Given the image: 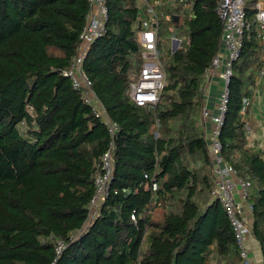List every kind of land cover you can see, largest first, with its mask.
Here are the masks:
<instances>
[{"label":"trees","instance_id":"16d2710c","mask_svg":"<svg viewBox=\"0 0 264 264\" xmlns=\"http://www.w3.org/2000/svg\"><path fill=\"white\" fill-rule=\"evenodd\" d=\"M218 2L193 0L195 16L182 30L189 43L167 60L168 84L151 109L128 94L141 62L136 0H107V31L83 68L119 130L109 193L86 225L111 137L62 71L76 53L88 0H0V264H209L212 247L226 258L233 250L242 264L211 196L199 122L202 76L222 35ZM255 2L244 0L248 26L219 139L224 158L251 182L252 234L264 262V158L247 147L243 111L260 60ZM59 240L66 247L57 257Z\"/></svg>","mask_w":264,"mask_h":264},{"label":"built area","instance_id":"2783aa9c","mask_svg":"<svg viewBox=\"0 0 264 264\" xmlns=\"http://www.w3.org/2000/svg\"><path fill=\"white\" fill-rule=\"evenodd\" d=\"M136 3L138 15L133 29L138 35L141 46V62H136L131 73L128 94L130 100L135 104L154 109L160 102L168 84L167 60L171 54L187 43V35L182 30L186 28L187 21L195 16L193 0H136ZM88 4L89 9L79 35L76 53L71 64L62 71L64 76L70 78L73 87L81 91L83 101L90 107L91 113L106 126L111 137L109 148L99 158L95 173L96 190L88 205L86 225L99 214L100 207L109 193L114 174V138L119 130L118 123L108 114L83 68L91 46L105 35L108 21L107 0H88ZM255 7L258 36L264 49V0H256ZM216 12L222 23L220 45L202 76L203 83L205 77L214 70L220 69L219 76L223 81L217 112L210 117L213 128L211 140L209 144L207 143L214 178L211 196L221 203L225 211L242 264H253L246 244L247 238L252 235V224L244 217L245 208L250 212L253 210V206L249 202L251 182L239 176L224 158L222 143L219 139L227 108L228 85L233 73V64L239 57L244 39V29L248 26L244 12V0H219ZM171 18L179 22V25H169L171 36L169 44L166 45L167 38L163 35L161 22ZM162 45H164L163 50L161 49ZM259 77L264 79V55ZM250 104V98H245L243 101L244 112ZM201 113L203 117L210 116L206 108H202ZM244 128L246 132L249 131L247 122H245ZM156 136H158L157 132ZM262 142L264 145V124ZM145 176L147 177V175ZM65 247L66 243L59 240L55 246L57 257ZM55 262L56 259L51 264H55Z\"/></svg>","mask_w":264,"mask_h":264},{"label":"crops","instance_id":"0c3cea01","mask_svg":"<svg viewBox=\"0 0 264 264\" xmlns=\"http://www.w3.org/2000/svg\"><path fill=\"white\" fill-rule=\"evenodd\" d=\"M257 37L258 43L261 47L260 60L255 62L251 68L254 72V83L250 87L251 95L248 98H250L251 104L245 112V120L249 125V131L247 132V147L251 150L259 151L264 158V145L262 142V130L264 124V79L259 77V70L264 55V49L259 36ZM187 43H189V37H187ZM219 73L220 69H216L203 80V89L201 94L202 108H206L210 116L203 117L201 110L199 122L204 130L205 138L208 144L211 140L213 128L210 117L217 112L219 97L223 89V81L220 78ZM157 134L159 136V132H157ZM237 195L239 198L238 193ZM244 217L250 224H252V212H250L247 208H245ZM246 244L253 264H264L260 243L253 236V234L247 238ZM209 264H240V260L239 257L235 256L233 250L226 258L219 255L215 247H212Z\"/></svg>","mask_w":264,"mask_h":264},{"label":"rangeland","instance_id":"374dc122","mask_svg":"<svg viewBox=\"0 0 264 264\" xmlns=\"http://www.w3.org/2000/svg\"><path fill=\"white\" fill-rule=\"evenodd\" d=\"M167 23L168 22L166 20L161 22V26H162V30H163V35H164L165 38H167L166 45L169 44V42H170V36H171L170 27H169V25H167ZM161 49L162 50L164 49V45H162Z\"/></svg>","mask_w":264,"mask_h":264},{"label":"water","instance_id":"95a60500","mask_svg":"<svg viewBox=\"0 0 264 264\" xmlns=\"http://www.w3.org/2000/svg\"><path fill=\"white\" fill-rule=\"evenodd\" d=\"M176 19V18H175Z\"/></svg>","mask_w":264,"mask_h":264}]
</instances>
